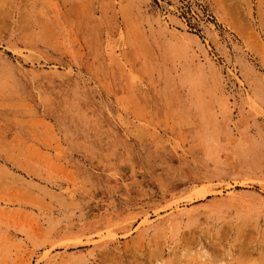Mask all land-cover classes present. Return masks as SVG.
Segmentation results:
<instances>
[{
    "label": "rangeland",
    "instance_id": "rangeland-1",
    "mask_svg": "<svg viewBox=\"0 0 264 264\" xmlns=\"http://www.w3.org/2000/svg\"><path fill=\"white\" fill-rule=\"evenodd\" d=\"M0 264H264V0H0Z\"/></svg>",
    "mask_w": 264,
    "mask_h": 264
}]
</instances>
